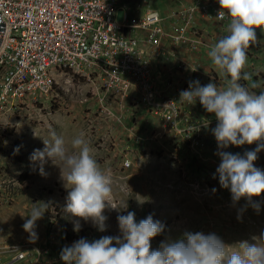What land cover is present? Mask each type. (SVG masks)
<instances>
[{"label": "rangeland", "instance_id": "1", "mask_svg": "<svg viewBox=\"0 0 264 264\" xmlns=\"http://www.w3.org/2000/svg\"><path fill=\"white\" fill-rule=\"evenodd\" d=\"M140 6H151L162 13L174 6L196 0H134ZM212 37L199 52L201 65L191 62L194 53L180 67L185 90L189 82L199 81L201 86L210 82L225 87L227 78L214 66L207 55L220 38L228 34V27L212 20L208 24ZM258 43L248 50L246 71L248 81L240 83L259 94L264 91V31L256 29ZM168 64L167 71L175 72V61L165 58L154 63L158 74L159 64ZM63 98L50 103L47 100L35 106H25L15 113L6 111L3 123V142L0 147V239L19 241L27 239L40 245L50 231L55 233L61 247L50 250L37 264H65L57 254L81 239L93 241L103 236H121L117 217L134 212L139 222L152 215L164 225L163 237L151 240V249H159L163 242L176 241L185 232L215 234L226 245L242 241L256 243L264 235V193L251 200L234 201L230 188H223L216 173L221 158L216 139L212 134L218 123L197 100L183 107L190 113L191 127L181 129L176 136L160 116L147 112L141 103L127 119L133 125L130 133L124 126L116 134L106 133L109 118L94 125V113L99 99L93 93L89 79L73 77L65 83ZM255 84L256 87H252ZM111 108V107H110ZM69 142L83 134L94 151L97 162L110 170L113 177L111 206L105 209V230L99 231L91 220L85 221L65 211L69 188L61 178V168L46 160L31 159L34 150H43L52 133ZM257 144L229 146L224 151L244 155L255 150ZM131 161L124 166L123 160ZM255 166L264 170V150L258 153ZM63 167V165H60ZM215 177V178H214ZM13 192V193H12ZM12 196L8 200L7 196ZM46 205L42 218L35 222L34 235L23 228L30 219L34 206ZM259 206L257 210L256 206ZM78 227L79 230H74ZM76 233L78 239L68 240L66 233ZM81 236V237H80ZM256 238V239H254ZM66 240L67 243H63ZM28 261L16 264H35ZM45 255V254H44Z\"/></svg>", "mask_w": 264, "mask_h": 264}, {"label": "built area", "instance_id": "2", "mask_svg": "<svg viewBox=\"0 0 264 264\" xmlns=\"http://www.w3.org/2000/svg\"><path fill=\"white\" fill-rule=\"evenodd\" d=\"M218 0H196L162 13L134 0H0L5 23L0 46V147L6 111L63 98L65 83L82 76L91 81L99 99L94 125L109 118L106 133L116 134L140 103L160 116L173 130L189 129V112L180 93L185 90L180 67L201 65L199 52L212 37L209 22L230 24L217 17ZM172 58L174 71L164 61ZM111 107V108H110ZM131 161L123 160L124 166ZM2 185H0L1 187ZM13 193V192H12ZM7 199H12L11 194ZM50 231L40 245L27 239H0V264L39 263L50 250L61 247ZM63 243H67L66 240ZM45 254V255H44ZM61 257V253L55 258Z\"/></svg>", "mask_w": 264, "mask_h": 264}, {"label": "clouds", "instance_id": "3", "mask_svg": "<svg viewBox=\"0 0 264 264\" xmlns=\"http://www.w3.org/2000/svg\"><path fill=\"white\" fill-rule=\"evenodd\" d=\"M218 3L221 10L217 17L224 19L227 13L231 20L228 34L207 55L227 78L226 86L221 88L213 82L201 86L198 80L191 81L188 89L180 93V100L188 105L199 100L208 113L215 115L218 123L212 134L220 149L221 162L216 169L219 183L230 188L234 201L251 200L264 193V170L254 163L264 150V91L257 94L240 81L251 78L246 71L247 53L250 46L258 43L256 29L264 31V0H218ZM254 143L256 149L244 155L223 150L230 145ZM31 159L42 164L46 160L55 164L59 161L61 178L70 189L65 211L91 220L99 231L105 230L107 217L103 213L111 206L113 177L110 170L97 162L83 134L69 143L53 132L52 140L45 141L43 150H34ZM45 211L44 204L34 206L24 230L34 235L35 222ZM117 221L121 236H103L93 241L81 238L62 250L61 259L65 264H264V235L256 243L242 241L230 246L215 234L185 232L181 239L163 242L159 249L152 250L151 240L164 231L160 221L149 215L137 222L131 211L118 215Z\"/></svg>", "mask_w": 264, "mask_h": 264}, {"label": "trees", "instance_id": "4", "mask_svg": "<svg viewBox=\"0 0 264 264\" xmlns=\"http://www.w3.org/2000/svg\"><path fill=\"white\" fill-rule=\"evenodd\" d=\"M163 232L160 234V235H158V236H156V238H162L163 237ZM66 237L68 238V240H73V239H78V235H76V233H66ZM81 237V236H80ZM81 238H83V236L81 237Z\"/></svg>", "mask_w": 264, "mask_h": 264}, {"label": "water", "instance_id": "5", "mask_svg": "<svg viewBox=\"0 0 264 264\" xmlns=\"http://www.w3.org/2000/svg\"><path fill=\"white\" fill-rule=\"evenodd\" d=\"M4 30H5V23L3 20L0 19V46L2 44Z\"/></svg>", "mask_w": 264, "mask_h": 264}]
</instances>
